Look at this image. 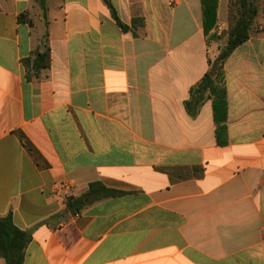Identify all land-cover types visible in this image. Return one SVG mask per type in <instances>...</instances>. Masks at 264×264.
<instances>
[{
	"label": "crops",
	"instance_id": "1",
	"mask_svg": "<svg viewBox=\"0 0 264 264\" xmlns=\"http://www.w3.org/2000/svg\"><path fill=\"white\" fill-rule=\"evenodd\" d=\"M228 2L205 35L201 0H0V216L31 236L23 264H264V10L223 61L225 119L190 94ZM94 182L121 194L67 211Z\"/></svg>",
	"mask_w": 264,
	"mask_h": 264
},
{
	"label": "trees",
	"instance_id": "2",
	"mask_svg": "<svg viewBox=\"0 0 264 264\" xmlns=\"http://www.w3.org/2000/svg\"><path fill=\"white\" fill-rule=\"evenodd\" d=\"M44 9L43 0H39ZM218 0H201L204 33L207 35L214 27L217 16ZM264 10V0H229L228 2V29L227 43L221 50V59L216 60L214 65L205 73L201 81L191 89V97L208 92L213 101V112L216 121L225 119L227 109L226 90L222 85L223 61L239 46L244 44L257 32V18ZM112 15L123 30V25L115 11ZM27 14H21L20 21H25ZM50 49L44 45L43 50H35L32 55L22 60L25 68L27 81H38L43 77V71L50 67ZM189 105V103H187ZM121 192L106 188L100 182L89 184L88 190L79 197H69L66 210L76 214L89 204L103 198L115 197ZM31 236L27 231L18 229L12 220V213L0 216V258L6 264H23L25 250Z\"/></svg>",
	"mask_w": 264,
	"mask_h": 264
}]
</instances>
